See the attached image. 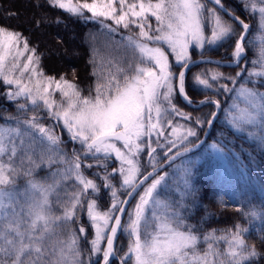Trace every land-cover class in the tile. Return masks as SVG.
<instances>
[{
  "label": "snow or ice",
  "instance_id": "obj_1",
  "mask_svg": "<svg viewBox=\"0 0 264 264\" xmlns=\"http://www.w3.org/2000/svg\"><path fill=\"white\" fill-rule=\"evenodd\" d=\"M49 2L79 17L90 13L86 19L98 20L110 32L137 28L135 36L125 38L135 63L109 71L84 95L63 76H45L37 50L30 48L27 38L0 26V80L8 86L6 97L24 99L16 104L21 115L29 109L33 112L24 119L10 117L15 126L0 124V264H111L114 260L118 264H254V258L264 257L255 244L247 243L249 229L239 223L205 233L188 223L183 198H168L169 173L161 174L165 165L171 167L196 146L193 138L199 140L198 129L212 127L221 111L229 131L254 140L264 151V91L260 90L264 88V39L259 60L251 61L254 67L249 70L240 62L246 58V44L254 43L247 36L250 24L223 0ZM243 7L259 13V30L264 32V0H244ZM227 40H233L231 63L240 70L234 76L198 74L195 81L205 89L215 86L217 95L224 94L232 103L223 108L220 99L206 97L199 104L215 110L194 119L173 102L178 93L192 103L185 91V70L193 62L190 48ZM177 66L182 70L174 71ZM254 78H259V87ZM57 93L60 101L54 98ZM41 111L52 123L41 122ZM176 118L188 126L174 123ZM253 126L258 131H250ZM57 127L66 130L68 140L79 149L73 147L69 154ZM210 147L229 155L223 141ZM144 155L147 162L142 164ZM111 160L118 167L109 171ZM53 165L59 167L37 179V170ZM93 167L103 170L102 177L99 171L93 175L101 179L111 199L103 211L98 203L101 184L85 174ZM117 176L119 189L113 183ZM21 177L27 178L23 188L17 183ZM189 183L184 180L186 187ZM121 193H126L124 199L118 198ZM132 200L136 203L129 210ZM80 214L87 216L93 230L90 241ZM243 214L258 215L256 211ZM120 234H127L129 241L118 256L115 242ZM81 239L90 248L82 249Z\"/></svg>",
  "mask_w": 264,
  "mask_h": 264
},
{
  "label": "trees",
  "instance_id": "obj_2",
  "mask_svg": "<svg viewBox=\"0 0 264 264\" xmlns=\"http://www.w3.org/2000/svg\"><path fill=\"white\" fill-rule=\"evenodd\" d=\"M73 1L75 2V0ZM233 1L238 4L236 0H223L235 13L244 19L248 18L245 12H241L233 4ZM16 3H18L17 0ZM35 4L37 8L43 11L44 21L40 18L34 20V17H31L25 22V16H22L16 10H11L8 5H3L2 0H0V26L20 32L24 37L35 40L34 46L40 52L41 62L43 57L50 56L53 54V51L42 44L39 35L34 36L33 33L37 30L39 32L41 27H48L47 33L51 36L49 40L55 46H59L65 41L63 34L58 35L60 30L67 33L71 32L73 36L80 39L86 38L85 41H82V44H79V49L84 59V64L88 67L87 76L89 78L85 83H88L90 89H94L97 81L102 79L109 71L115 72L116 67L126 68L129 62L135 63L134 53L132 51H124L127 44L124 43L123 37L129 35L135 36L139 31L137 28L133 27L129 30L119 28L115 32H110L98 20L86 19L85 17L90 16L87 12H85V17H79L63 9L54 7L49 0H35ZM209 7H212V5L209 4ZM45 22L47 23L45 24ZM105 23L112 24L108 21ZM59 41L61 42L58 43ZM232 46L233 40H227L214 46L207 45L203 54L211 57H224ZM192 55L195 56V52ZM45 68L55 70L54 63L48 60ZM238 70L239 67L228 68L210 63L197 64L190 68L185 75L187 92L193 98L212 96L220 99L223 108H225L230 99L224 94L217 95L214 90L215 86L213 89H205L203 86L198 85L195 81V76L198 74L210 75L212 72H221L225 76H234ZM94 71L97 75H93ZM254 79H256L257 86L259 87V78ZM219 83L229 82L221 80ZM6 88L7 86L3 85L1 80L0 113L2 115L18 114L16 104L24 103L25 101L23 98L17 101H9L6 97ZM260 90L264 91V88ZM173 102L178 109L185 113H191L194 119L197 117L203 119L210 111H213V107L210 105H203L198 108L189 107L177 95H175ZM40 113L43 112L41 111ZM222 114L223 111L220 112L218 119L212 127V136L218 142L223 141L226 143L225 151L229 153L227 159L231 171L229 174L219 177H217L216 172H214L213 176H207V173L204 172V176L201 178L199 176L201 172L195 171L193 173L194 192L191 195H187L185 197L186 202L184 201L185 209H188V223L198 226L202 233L212 231L213 229L230 228L232 225L239 223L249 229L245 233L247 243L255 244L259 251L264 252V242L261 240V237H264V211H262L264 209V151L256 147L254 140H246L245 136L241 133L233 134L226 129L219 121ZM1 118L2 116L0 120ZM203 130L198 129L200 133L199 137ZM97 171L100 172V175H104L103 170L96 167L87 169L86 174L94 177L93 173ZM118 180V176L113 179V183L116 186L119 185ZM248 211H256L258 215L253 217L243 214ZM86 228L88 229L87 236L91 239L93 230L90 227ZM200 247L203 250L205 245L201 244ZM220 247L223 249L225 245L221 244ZM117 248L120 250L118 254H121L125 246L121 242V244H117ZM85 256L87 255L85 254ZM111 264L118 263L114 260ZM254 264H264V257L254 258Z\"/></svg>",
  "mask_w": 264,
  "mask_h": 264
},
{
  "label": "rangeland",
  "instance_id": "obj_3",
  "mask_svg": "<svg viewBox=\"0 0 264 264\" xmlns=\"http://www.w3.org/2000/svg\"><path fill=\"white\" fill-rule=\"evenodd\" d=\"M236 1L238 2V4H236L234 1H233V4L235 6H237L241 12H245L246 16L249 19L251 18L254 21L253 22L254 23V26H253L254 31H252L248 37L249 39L253 40L254 43L251 45L246 44L247 56H246L245 60L243 61V64L241 65V67H245V68L250 70L254 67V65L251 63V61L259 60V51H260V47H261L260 41H261V39H264V32L259 30V19H260L259 13L258 12L252 13L250 11V9H245L243 7L244 0H239V1L236 0ZM17 2L18 3H16V0H2L3 5H8V7L11 10H16L22 16H25V22L27 20H29L31 17H34V20L36 18H40L43 20V17H44L43 11L41 9L37 8V6L35 4V0H17ZM88 2H91V0H88ZM108 22L112 23L111 21H108ZM18 23H20V21H18ZM46 23L47 22H45V24ZM107 24H109V23H107ZM22 27H23V25H22ZM40 29L41 30L39 32L37 30L35 33H33V35L34 36L39 35L41 40H42V44H44V46H47L51 51H53L52 52L53 54H51L50 56H47L45 58L43 57L42 62H41V55H40V52L37 50L36 54L40 58L39 68L43 71L45 76L55 77L56 79H59L61 76H63L66 79L73 81L74 83L77 84L79 89L82 90L83 94L87 95L88 90L90 89L88 86V83H85L87 81V79L89 78V76H87L88 67L84 64V59L82 58L81 52L79 49V44H82V41H85L86 38L80 39V38L73 36L71 34V32L67 33L64 31L62 32L60 30L59 31L60 33L58 35L63 34L65 36V38H64L65 41L63 42V44H60L59 46H55V44L54 43H53L54 45L51 44V42L49 40L51 36L47 33L48 27H45V28L41 27ZM209 34H210V31H209ZM206 35H208V34H206ZM27 40L29 42L30 48L36 49V47L34 46L35 40H32V38L31 39L27 38ZM60 42L61 41H59L58 43H60ZM207 45L208 44H206L204 48H206ZM209 46H211V45H209ZM191 48H193L197 51L202 50L201 48L196 47L195 45H193ZM232 50L228 53V55H225V56H227V58H233L232 57ZM124 51L130 52L132 50L129 47H126L124 49ZM190 52H192V51H190ZM222 59H224V58H222ZM48 60L52 61L54 63V69L55 70H51L52 68L51 69L45 68L46 65L48 64ZM169 60L174 63V57L170 56ZM255 67L259 68V64H256ZM48 70H50V71H48ZM244 74H245V76L247 75V73H244ZM25 79H27V77H25ZM54 98L57 101H60L59 93L55 94ZM231 103H232V100L230 99L229 103L227 104V106L225 108H228ZM21 119H24V118H21ZM46 120L51 121L49 119H46ZM219 121H220V123H222L225 126L226 129H228V127L225 123L224 113L222 114V117L220 118ZM41 122L45 123L46 125L48 124L43 119ZM174 123H177V122L175 121ZM10 125L15 126L14 121ZM186 126H188V125H186ZM249 130L253 131V132L258 131L255 128V126L250 127ZM214 142H218V141L212 138L208 143L206 142V144L201 148V150L198 154L196 153V154H191V155L185 156V157L181 158L180 160H178L176 163H174L170 168H168L167 170L164 171V172L169 173V176H168V188L169 189H167L168 192H170L171 194H177L176 191L179 189L181 182L183 184L185 179H189L191 177L193 170L197 166L202 167L204 169L203 172L207 173V176H213L214 172L217 173V177L222 176V175H227L230 173L231 169L228 165L227 155L222 156L221 154L215 152L210 147ZM181 162H184V163L179 165ZM190 165H193V166H190ZM56 168H57V166L53 165L51 169H56ZM51 169L42 168V169L37 170V172L35 174L37 179H42V178H44V176H49V174H50L49 170H51ZM40 170H44V173H42ZM183 170L186 171V178H185V174L181 173ZM176 174H178V177H175ZM26 179L27 178H25V177H21L18 179L17 183L21 188H23V186L25 185ZM49 182H50V180H49ZM73 190L74 189L71 186V182H69L68 191L71 192ZM190 190H191V185L189 186V188L188 187L186 188L185 185H182L181 189H180V193H181V195H183L185 193H189ZM62 192H63V190H62ZM177 196H178V194H177ZM168 198L173 199V198H177V197H174V196L168 194ZM137 199H138V197H137ZM134 202L136 203V200ZM182 202H183V204H185L184 199L182 200ZM110 203H111V201H109V205H110ZM133 206L134 205H132V207ZM101 211H103V210L101 209ZM56 214L57 215L60 214L59 209H56ZM84 216L87 218L86 215L80 214V218L84 217ZM73 227H77V226L73 225ZM93 234H92V237H93ZM121 235H123V236H122L120 242H122L123 246H125V249L123 250V252H124L127 250L129 238H128L127 234H121ZM92 237H91V239H92ZM91 239L89 236H87L88 241H90ZM80 243H81L82 249L83 248L84 249L90 248V244L86 243L85 240L81 239ZM85 254L87 255V252ZM92 259L95 260L96 257L93 256Z\"/></svg>",
  "mask_w": 264,
  "mask_h": 264
},
{
  "label": "water",
  "instance_id": "obj_4",
  "mask_svg": "<svg viewBox=\"0 0 264 264\" xmlns=\"http://www.w3.org/2000/svg\"><path fill=\"white\" fill-rule=\"evenodd\" d=\"M192 61L193 62L190 64V66L192 64L201 63V62H208V63L218 64V65H222V66H236L235 64L231 63L232 60H227V59H215V58H208V57H198V58L192 59ZM180 70H182V69H180ZM179 97L183 101L187 102L186 100H184V98L182 96L179 95ZM210 128L211 127H207L206 128V131H205L204 135L202 136L201 140L196 143V146L195 147H192V150L191 151L197 149L199 147V145L201 143H203V141L206 139V137H207V135H208V133L210 131Z\"/></svg>",
  "mask_w": 264,
  "mask_h": 264
},
{
  "label": "flooded vegetation",
  "instance_id": "obj_5",
  "mask_svg": "<svg viewBox=\"0 0 264 264\" xmlns=\"http://www.w3.org/2000/svg\"><path fill=\"white\" fill-rule=\"evenodd\" d=\"M147 162V157L145 158V162L144 163H146ZM114 163H115V161L114 160H111V161H109V171H111V168H114V167H116L115 165H114Z\"/></svg>",
  "mask_w": 264,
  "mask_h": 264
}]
</instances>
